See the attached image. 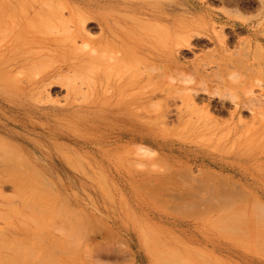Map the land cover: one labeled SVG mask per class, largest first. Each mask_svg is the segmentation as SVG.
I'll list each match as a JSON object with an SVG mask.
<instances>
[{
    "label": "rangeland",
    "instance_id": "1",
    "mask_svg": "<svg viewBox=\"0 0 264 264\" xmlns=\"http://www.w3.org/2000/svg\"><path fill=\"white\" fill-rule=\"evenodd\" d=\"M2 1L5 4L6 0H0ZM176 1L178 0H171L169 3ZM203 1L208 7L217 11L226 10L228 7L230 19H240L239 15L242 17V13L250 15L249 13H252V9L257 5L256 0H250L251 3L248 5H244V0H239V4L245 8L235 11L234 6H224L218 0ZM6 6L7 4L4 5L5 8ZM253 12L255 13V10ZM201 13L204 14L201 10L195 13L200 16L197 23L200 22L201 27L203 26L201 29L206 27L212 29L210 23L212 20L207 16L205 20L201 19L203 23L200 21ZM3 18H6V15H3ZM206 18L211 21L208 22ZM206 22L208 23L204 25ZM218 23L215 24V29H219L223 24V22ZM224 24L222 32L228 38L238 39L248 36L246 31L237 27L233 29L230 24ZM88 25L90 35H97L95 21L90 19ZM1 30L0 39L4 34ZM203 33L204 36L200 33L191 37L189 44L181 49L180 63L183 66L187 64L189 69H192L193 63L194 65L195 62L199 63L198 59L203 60L200 63L208 62L212 57L207 54L215 52L212 50L214 48L211 42H201L206 34L204 31ZM206 37L204 39H207ZM80 45L83 49H88V45L84 43ZM52 53L54 55L46 59L45 66L56 65L63 60L61 58L63 55L60 53L55 51ZM209 64L208 67L205 66L206 70L209 68L207 72L212 70L211 65L214 67V63ZM186 66L183 68L188 69ZM68 74L70 76H67ZM67 75L63 79L62 73L57 81L55 79L57 77L53 78L54 81L52 80L49 88L47 87L49 98L53 99V102H50L52 105L44 103L53 108L48 114L26 110L17 102L10 101L0 86V123L8 128L4 129L5 133L0 131V162H5L0 164V264H258L260 261L264 264V246L259 243L258 238L261 234L257 229L235 231L232 228L243 215L248 218L256 217L258 222L264 220V186L252 181L250 172H246L245 169L251 166L250 171H253L255 161L264 168V120L259 124L256 122L251 130H247L248 136L247 133H243L245 125L240 123L244 125H239L240 130L244 127V131L241 130L242 136L238 132L240 137L237 136L238 134L235 136L232 133L206 131L197 134L189 132L184 135L160 133L161 135L140 138L137 144L131 143V146L130 144L128 148L125 146L123 150L127 153L133 146H147L144 149L137 147L141 160L138 165L143 167H138L137 164L132 168L94 165L89 161L99 159L97 152H94L96 150L90 147L80 148L74 143H81L86 135L94 142L100 141V135L97 137L96 133L99 131L83 121L89 107L88 93L84 89L87 78L84 79L83 75H80L84 83L72 72H68ZM78 79L85 86L79 84ZM75 80L78 81L74 84ZM65 82L75 85L73 90L76 94L73 93L74 91L70 92L72 89L70 93H66ZM206 82L208 85L214 83L211 80ZM77 83L79 87L83 86L82 91ZM85 92L87 95L83 96H86L87 100L82 98ZM66 94L71 97L72 103L65 101ZM77 94L81 96L80 99L74 97ZM73 99H76L75 101L79 99V103ZM57 101L61 103L58 104ZM203 102L205 103L206 100L201 102L199 100L197 104L202 105ZM69 103L75 105L70 104L73 107L69 108ZM212 113L219 122L229 123L228 112L212 111ZM243 115H246L242 116L243 120L249 118L248 112ZM234 119L236 122L239 121L236 117ZM157 125L172 128L178 124L175 121L161 123V120H157L153 126ZM85 126L89 127L85 128ZM16 132L33 137L34 139H28L30 144H33L34 140L40 144L43 142L47 145L45 148L50 154L60 161V165L36 162L41 158L35 156L32 150L13 147V143L17 142L1 138L7 136V133ZM243 141L248 144L244 143V146ZM112 142H109L111 146H113ZM239 142L243 146L238 144ZM179 147L182 149H178ZM169 148H173V151ZM241 148L245 152L238 150ZM60 152L65 154L67 160L70 162L72 160L73 165L69 161L70 164L65 163ZM175 153L181 156H174ZM229 153L237 155L234 157L232 155L237 161L232 160L236 166H239L237 168L241 167L240 170H245L244 176L249 177L247 187L232 182H223V186L217 187V182L211 179L194 182L191 187L187 180L181 181L180 185L177 184L182 177H179L176 171L184 169L194 174L201 173L207 169L206 159L222 156L231 158ZM245 153L247 156H243ZM77 157L80 158L81 163H78L80 160ZM174 171L179 177V180L175 177L177 183L166 180V183L148 187L144 183L143 186L141 185L143 179L142 182L139 181L140 178H146V175L152 173L162 177ZM217 190L221 193L226 191L224 192L226 194H217ZM257 194L260 195L259 200L255 198ZM208 203L213 208L209 207ZM176 219L182 223H191L190 227L179 228L174 226L175 223H170V221L175 222ZM108 226L110 229H107ZM219 245L224 246V249ZM233 251L240 252L245 257L239 258L233 254ZM249 258H253L255 263L248 262Z\"/></svg>",
    "mask_w": 264,
    "mask_h": 264
},
{
    "label": "bare ground",
    "instance_id": "2",
    "mask_svg": "<svg viewBox=\"0 0 264 264\" xmlns=\"http://www.w3.org/2000/svg\"><path fill=\"white\" fill-rule=\"evenodd\" d=\"M170 1L6 0L5 4L3 1L0 2L2 3L0 4V29L4 31L0 39V86L2 91L10 101L17 102L26 110L29 109L38 114H48L53 109L50 106L53 99L49 98L47 87L49 88L51 81H54L53 78L57 77L55 78L57 81L63 73L62 78L64 79L68 72L76 74L75 76H78L79 79L82 75V78H87L86 83L81 78L86 86L78 79L79 84L85 86L84 89L88 93V95L86 92V94L83 93L82 98L86 99V96L83 95H87L89 98V107L83 121L99 131L96 133L97 137L100 135V139L96 138L100 141L94 142L86 135L85 140L81 143H74L80 148L90 147L96 150L94 152H97L98 155H96L99 159L94 161L89 158L91 160L89 162L94 165H112L118 168L135 167V164L138 165L141 160L137 150L138 145L133 146V144L140 138L156 134L183 133L184 135L189 132L197 134L215 131V133H232L234 135L240 132L241 135V130L242 132L245 130L244 134L247 133V130H251L256 122L259 124L264 120V0H256L257 5L252 9L255 10V13L252 11L248 16L242 13V17L239 15L240 19H230L228 7L222 11L213 10L203 0L201 2H198L199 0H178L172 3L174 6L169 3ZM218 2L224 6H234L235 11L244 7L239 4V0H218ZM248 3H251L250 0H244V5H248ZM3 4H7L6 8ZM199 10L204 12V14L201 13L200 21L205 20V16H207L212 20H209L212 29L206 26L205 29H201L203 26L201 27L200 22L197 23L200 16L195 14ZM3 15H6V18H3ZM208 18H206L207 21ZM90 19H93L97 25L98 34L95 36H91V31L87 28ZM218 22H223V24L219 29L216 27L217 30L215 24ZM224 23L230 24L233 29L237 27L246 31L248 36L238 39L228 38L222 32ZM203 31L207 34V37L205 34L207 39L204 37L201 42H211L212 48H214L212 50L215 52L208 53L209 51H207L209 54L206 53L207 56L212 57L211 60L208 57V62L200 63L202 59H198L199 63L195 62V65L191 63L193 65V70L190 68L191 71L186 66L187 64L183 66L180 63L181 49L189 44L194 35L202 33L204 36ZM80 43L88 45V49H83ZM52 51L63 55L61 57L63 63L61 61L56 65L45 66L46 59L54 55ZM202 52L204 53L203 50ZM215 53L217 55H213ZM210 62L214 63V67L211 65L210 69L212 70L207 72L209 68L206 70V67L210 65ZM185 66L188 69L183 68ZM231 68L233 70H230ZM72 77L75 78L73 75ZM78 80H75L74 84ZM207 80L214 83L208 85ZM66 82V93L74 91L75 85ZM76 85L78 86V83ZM83 86H80L81 89L79 86L78 88L82 91ZM75 96L79 97L78 94ZM199 100L200 102L206 100V102L198 105L197 101ZM65 101L71 102V97H65ZM45 102L50 105H45ZM71 103H69V108L75 105ZM5 105L7 106V104ZM212 111L228 112L229 123L219 122L213 116ZM247 112L249 118L243 120L242 116H246L243 114H247ZM69 114L68 116H71ZM235 117L239 120L237 121L239 124H236ZM157 120H161V123L175 121L178 125H176L177 128H166L163 125L160 126L161 128L159 125H157L158 127L153 126ZM151 122L153 123L151 124ZM240 123L245 125V129L242 127L240 130L241 126L239 125H242ZM179 125L180 127H178ZM4 129L8 128L0 123V131L4 132ZM260 133L262 136V132ZM7 134L1 138L19 144L13 143V147L32 150L35 156L41 158L36 162L60 165V161L50 154L49 150L45 148L47 145L43 142L40 144L34 140L33 144H30L28 139L33 137L19 132ZM239 134L237 136L240 137ZM252 136L250 137L252 138ZM110 141H113V146L109 143ZM131 143H133V147H129L127 153H124L125 146L128 148ZM244 143L248 144L243 141V145ZM169 149L173 151V148ZM238 150L241 151L242 148ZM175 154L174 156L179 155ZM246 154L243 156H247ZM61 155L64 157L65 163L73 162L67 160L64 153ZM232 155L234 157L235 153ZM232 155H230L231 158L222 156L206 159L208 166L201 172L203 175L201 173L194 174L184 169L176 171L179 173L178 176L182 177L180 182L176 180V178L179 180V177L175 171L172 172L173 174L170 173L171 175L167 176L166 174L162 177L152 173L146 175V178H140L139 181L143 179L141 185L143 186L144 183L149 187V185L162 184L166 180L173 181V183L176 181L177 184H182L181 181L187 180L191 187L194 182L211 179L217 182V187L223 186V182H232L247 187L249 177L244 174L248 171L252 181L254 180L255 183L257 181L264 186V168L261 167V164L255 161L257 166L254 165L253 171H250L252 167L249 165L250 167L245 168V172L244 169H242L244 171L240 170L241 167L237 168L239 166H236L234 162L237 159H233ZM77 159L80 160L79 157ZM239 160L240 158L238 162ZM250 162L252 163V161ZM3 163L5 162H0V164ZM78 163H81V160ZM249 191L251 192V190ZM224 192L221 193L220 190H217V194L224 195L226 194ZM227 193L232 194V192ZM255 198L259 200L260 195L257 194ZM208 206L213 208L209 203ZM170 223H175L174 226H179V228L181 226L190 227L191 224L189 222L182 223L177 219ZM232 228L235 231L257 229L261 234L258 238L259 243L264 246V220L258 222L256 217L248 218L243 215ZM107 229L110 227L108 226ZM219 246L224 249L226 245ZM227 251L228 249H226ZM233 254L239 258L245 257L237 251H233ZM254 261L253 258L248 259V262L255 263ZM258 264H262V262L260 261Z\"/></svg>",
    "mask_w": 264,
    "mask_h": 264
},
{
    "label": "clouds",
    "instance_id": "3",
    "mask_svg": "<svg viewBox=\"0 0 264 264\" xmlns=\"http://www.w3.org/2000/svg\"><path fill=\"white\" fill-rule=\"evenodd\" d=\"M139 148H142V149H144V148H147V146H138ZM153 155H155V152L153 151ZM138 167H143L142 165H138Z\"/></svg>",
    "mask_w": 264,
    "mask_h": 264
}]
</instances>
